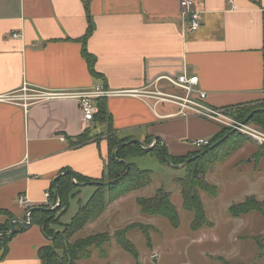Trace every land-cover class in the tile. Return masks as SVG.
Returning <instances> with one entry per match:
<instances>
[{
  "label": "crops",
  "instance_id": "1",
  "mask_svg": "<svg viewBox=\"0 0 264 264\" xmlns=\"http://www.w3.org/2000/svg\"><path fill=\"white\" fill-rule=\"evenodd\" d=\"M87 1L95 27L88 51L96 57L95 69L101 77L90 72L80 42L90 24ZM196 9L202 12V27L191 34L180 0H0V95L25 86L50 91L90 90L98 85L113 91L156 86L169 90L166 81L157 80L188 72L198 75L210 107L263 105L264 0H197ZM17 33L21 38L13 37ZM105 102L112 119L98 122L95 115L89 124L77 101L45 102L28 112L20 105L0 102L1 226L11 230L14 220L26 219V209L17 202L20 195L27 196L32 210L59 201L54 182L67 171L80 183L109 181L111 137L156 146L160 141L155 138L160 136L169 156L178 159L197 152L185 142L190 136L212 140L223 131L219 123L199 116L161 119L176 113L172 105L154 109L152 101L125 96ZM88 128L99 136L78 145ZM107 129L112 133L103 136ZM247 151L243 147L221 163L222 172L234 198H241L235 202L248 197L264 201V149L254 162L244 159ZM259 182L263 185L257 186ZM85 188L96 192L94 185H77L72 200ZM235 202L224 208L227 214ZM257 213L229 220L247 224L246 217L256 218ZM40 214L36 222L42 219ZM107 219L106 215L101 221ZM14 225V236L0 237L8 242L6 256L5 247L0 251V264H43L39 251L52 241L41 225L34 222L31 229L19 221Z\"/></svg>",
  "mask_w": 264,
  "mask_h": 264
},
{
  "label": "rangeland",
  "instance_id": "2",
  "mask_svg": "<svg viewBox=\"0 0 264 264\" xmlns=\"http://www.w3.org/2000/svg\"><path fill=\"white\" fill-rule=\"evenodd\" d=\"M248 108L255 109V107L244 106L242 108L224 110L222 114L225 115L226 119L231 120V124L245 125L253 131L259 132L264 138V127H261L258 123H245L251 115L247 118L245 117ZM257 110H253L252 114ZM108 121L109 119H106V122ZM222 129L223 131L220 135L224 134V137L221 140L227 139V137L234 133L243 134V136L247 137L245 139L247 141L243 142V147L248 149V154L244 156V159L248 158L249 162H254L263 154L264 143H261L259 140L256 141L250 135L241 133L229 126L222 127ZM86 133L85 137L88 139L99 136L93 130H89V128ZM107 133L110 135L112 130L107 129L102 135L105 136ZM114 139V137H111L110 142H113ZM197 139L201 138L190 136L188 140L185 139V142L189 146H194L193 141ZM122 140L125 141V139ZM152 145L149 143L145 146L149 148ZM204 152L203 150H197V152L183 157L181 163L173 164L175 167L163 164L152 152H150L152 154L137 156V158L132 160L129 158L126 161L127 165L135 164L141 170L152 173L153 178L150 185L139 189L136 193L123 196L125 198L121 202L119 199L116 202H112L111 204H114L111 207L109 206L111 204H108L109 208H107L109 210L107 209L105 215L103 214L104 216H108L107 221H101V218H104L102 215L69 239L68 234L71 230L73 218L78 214L80 206L90 201L93 192L90 188H88L89 190L87 188L83 189V195L74 200L70 198L66 206H63L60 200H56L51 207L45 208L50 210L48 211L50 214L46 215V218L49 219L47 234L49 240L52 241L50 249L46 253L52 256L51 260L53 263L65 264L68 261V257L63 247L68 241L73 244L79 241V239L99 233H107L114 237L117 231L124 230L134 224L142 223L151 227L147 229V235L136 228H133L128 234V238L134 243L139 253L138 259L134 258L127 251H124L114 238L109 243L99 248H94L91 257L80 260L77 264H264V215L260 216L262 213L258 212L256 218L246 217V219L248 218L247 224L243 220H229V217L233 218V216L230 213L227 214L224 208L227 207V204L229 207V203L231 204L233 201L235 202L241 198L235 199L232 195V187L228 185L229 182H227L225 177L226 173L222 172L224 165L221 163L214 168L213 172L207 174V181L210 184L211 181L215 182L212 184H216L220 190L219 196L212 198L209 194L201 192L202 200L206 206L207 218L215 224V227L211 229L204 228L197 232L192 230L193 213L183 208L182 193L175 181L178 178L185 177L189 167L197 162L198 157ZM122 171H124V168L120 173ZM75 183L78 185V182ZM81 183L86 184V186L94 185L96 191L99 190V186H105L99 192L101 191L103 193L101 195L108 200L113 192L106 193V191L110 189L109 187L112 189L117 180H109L100 184L93 182ZM259 185L263 184L259 182L257 186ZM160 188H164L165 191L172 193V202L178 207L180 214L181 225L179 228H174L163 217H149L142 214L141 208L138 207L139 198H152L156 194V190ZM248 198L242 202H235L232 206L245 205V202L248 201V205L257 207L258 210L264 209V201H258L257 199L256 201H251V199L249 201ZM39 216L42 219L45 218L44 214H40ZM256 219H258V222ZM260 219H262V224L259 222ZM1 239L3 238L1 237Z\"/></svg>",
  "mask_w": 264,
  "mask_h": 264
},
{
  "label": "trees",
  "instance_id": "3",
  "mask_svg": "<svg viewBox=\"0 0 264 264\" xmlns=\"http://www.w3.org/2000/svg\"><path fill=\"white\" fill-rule=\"evenodd\" d=\"M89 1L86 3V11L89 12ZM90 17V12H89ZM89 29L87 35L80 39V42L83 43V57L86 58L90 72H92L96 77H101V75L96 72L95 66L97 59L93 55H91L88 51V38L93 34L95 27H93L91 17L89 20ZM106 100V99H105ZM105 100H99V108L98 113L96 114V120L98 122H106V119H112L108 113L107 103ZM264 109V104L257 105L255 109H247L245 113V117L247 118L250 114H252L253 110ZM253 124H260L261 127H264V111H259L254 117L249 121ZM221 134V133H220ZM217 135L212 138L210 146L201 149L199 151H205L202 155H200L197 159V162L193 163L186 172L185 177L176 179L175 183L179 187L182 198H183V208L187 211L193 213V223L192 230L195 232L200 231L201 229H211L215 227V224L207 218L206 206L202 200L201 192H205L209 194L212 198H216L220 194V190L216 185H212L207 181V174L214 171V168L225 161L228 160L230 156H232L236 151L243 148V142L247 141V137L240 135L238 133H234L227 137V139L221 142L219 145H215L218 141H220L224 134ZM89 141L88 138L82 135L79 138L78 145L85 144ZM129 140H120L115 138L113 142H110V148L112 153L115 149L118 148L122 143H127ZM156 144V147L152 151L153 155H156L163 164L168 165L163 158V144L162 141L159 140ZM143 147L139 144L135 145H125L121 149L116 152V159L113 156L110 158V180H117V183L107 192L112 193L108 200L101 194L99 190L101 188H105V186H99V190L93 193L92 198L88 203L83 206H80V210L75 218H73L71 222V230L68 234V239L71 236L79 233L82 229H84L89 223L94 222L96 219L101 217L106 211L108 204L122 198L125 195L130 193L137 192L139 189L145 188L152 182V173L150 171L141 170L135 164L127 165V160L131 157L137 156H145L148 154ZM166 155L168 159L173 164H179L182 162V158L174 159L169 156L166 151ZM125 161V162H123ZM124 168V171L120 173V171ZM123 175V177H122ZM123 179H122V178ZM76 179V178H75ZM80 182V179L78 180ZM78 182V183H79ZM58 195L59 200L63 206L67 205L68 200H70V196L72 192L76 189L77 184L74 180L69 176H62L60 180H58ZM108 188V187H106ZM172 193L165 191L164 188H160L156 190V194L152 198H139L138 199V207L141 208L142 214L149 217H163L171 223L174 228H179L181 225L180 214L178 211V207L172 202ZM249 201H256V198L249 197ZM57 200V199H56ZM261 212L264 215V209L258 210L257 207L248 205V201L244 204H240L238 206H232L229 210V213L233 217H240L248 214L250 212ZM44 214L45 218L37 221L36 214L37 213ZM49 212H45L43 210L33 211L32 219L35 223L41 225L44 230L45 235L48 237L47 231L49 227V219L46 218ZM140 229L144 234L147 235V229H150V226L144 225L142 223L134 224L125 228L124 230L117 231L112 237L107 233H99L94 234V236H89L84 239H79L75 243L67 242L64 245L63 250L68 257V261L65 264H77L80 260L89 258L92 256V251L94 248H99L106 243H109L114 238L116 239L118 245L124 250L133 255L134 258H139V253L136 250L134 243L128 238L129 232L133 229ZM9 231L6 226L0 225V234ZM4 237V236H3ZM6 238V237H4ZM1 251L4 249V255L6 256L8 252L7 241H1ZM50 246L46 248H42L39 251V256L43 262V264H57L53 263L51 260L52 256L47 254Z\"/></svg>",
  "mask_w": 264,
  "mask_h": 264
},
{
  "label": "built area",
  "instance_id": "4",
  "mask_svg": "<svg viewBox=\"0 0 264 264\" xmlns=\"http://www.w3.org/2000/svg\"><path fill=\"white\" fill-rule=\"evenodd\" d=\"M197 0H180V8L183 9L187 16V32L194 33L202 27V12L196 9ZM14 38H21V34L13 35ZM166 81L172 88L164 90L156 86L155 88H147L143 90H120L113 91L104 85H98L90 90H74V91H50L41 90L33 87L25 86L21 91L13 94L0 95V102L16 104L23 107L25 111L38 104L45 102L71 100L80 103L83 118L86 123L95 120L97 112V102L114 97H131L139 98L144 101L154 103V109L159 106L172 105L176 107V113L166 116H159L161 119H189L192 116H199L210 121H215L223 127H231L246 135H250L256 141L264 143V138L258 132L253 131L245 125H233L230 119H226L222 114L224 110L210 107L207 103V94L200 89L198 75H190L188 72L180 74L178 77L165 75L157 80ZM64 140V139H63ZM211 141L208 139H197L193 141L196 150L204 149L210 146ZM49 200L51 195L46 194ZM19 205L23 206L27 211L25 221L28 222L32 218V205L26 195H20L17 199Z\"/></svg>",
  "mask_w": 264,
  "mask_h": 264
},
{
  "label": "water",
  "instance_id": "5",
  "mask_svg": "<svg viewBox=\"0 0 264 264\" xmlns=\"http://www.w3.org/2000/svg\"><path fill=\"white\" fill-rule=\"evenodd\" d=\"M259 111H261V110H257L256 112H254L253 114H251V115L248 117V119L246 120L245 123H248V122L254 117V115L257 114V112H259ZM262 111H264V109H262ZM155 140H156V141H159V140H162V139H161L160 137H156ZM225 140H226V138L223 139V140H221L220 142H218L217 145H219L221 142H223V141H225ZM135 144H136V145L139 144L141 147H143V149H144L147 153L152 152V150L155 148V146H154L155 144L152 145V147H149V148H148V147H146L145 144H144L142 141H140L139 139H137V140H132V141H130V142H128V143H122V145H119L118 148L113 152V158L116 159V152H117L119 149H121L123 146H125V145H135ZM163 158H164V161H166L168 165H170L171 167H175V166L173 165V163L168 159V157H167V155H166V147H165V146L163 147ZM123 162H125V161H123ZM64 175H69V176H71V178H72L74 181L76 180V179H75V175H74L73 172H71V171H67ZM58 180H59V179H58ZM58 180L54 182V185L56 186V189H57V190H58V185H57ZM75 182H76V181H75ZM78 186H86V184L78 183ZM37 210H43V211H46V212L50 211L49 209L47 210V209H45V208H40V209L38 208ZM33 211H35V209L32 210V214H33ZM18 221L21 222L22 225L25 226V228H27V229H31V228H33L34 220H33L32 218H31L28 222H26L25 220H21V219L14 220V221L11 223V226H12L11 230H10V231H5V232L1 233V234H0V237L3 236V235L14 236V235L16 234V226H15L14 224H15L16 222H18ZM0 251H1V242H0Z\"/></svg>",
  "mask_w": 264,
  "mask_h": 264
}]
</instances>
